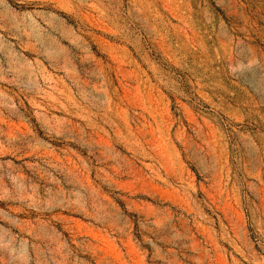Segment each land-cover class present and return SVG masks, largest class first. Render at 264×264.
Listing matches in <instances>:
<instances>
[{
  "label": "rangeland",
  "instance_id": "obj_1",
  "mask_svg": "<svg viewBox=\"0 0 264 264\" xmlns=\"http://www.w3.org/2000/svg\"><path fill=\"white\" fill-rule=\"evenodd\" d=\"M0 264H264V0H0Z\"/></svg>",
  "mask_w": 264,
  "mask_h": 264
}]
</instances>
